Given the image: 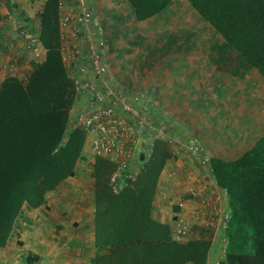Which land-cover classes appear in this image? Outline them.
Here are the masks:
<instances>
[{
  "label": "trees",
  "instance_id": "trees-1",
  "mask_svg": "<svg viewBox=\"0 0 264 264\" xmlns=\"http://www.w3.org/2000/svg\"><path fill=\"white\" fill-rule=\"evenodd\" d=\"M43 1L38 16L45 58L31 60L33 70L27 79L9 76L0 85L2 248L13 237L24 206L46 205L48 193L76 176L77 164L85 158L87 131L79 125L68 127L77 90L63 59L59 0ZM127 1L137 20H148L173 0ZM188 1L218 38L264 78V0ZM186 34L192 37L195 32ZM213 47L224 54V47ZM172 157L171 142L155 137L148 159L119 191L111 184L118 163L100 154L94 161L97 243L116 246L114 252L127 255L130 264H205L208 260L212 229H202L200 237L181 243L171 239L168 224L150 216L160 176ZM210 165L230 210L226 255L219 264H264V134L235 158L211 156ZM171 249L172 261L169 255L163 257ZM40 259L33 251L26 256L28 264Z\"/></svg>",
  "mask_w": 264,
  "mask_h": 264
},
{
  "label": "rangeland",
  "instance_id": "rangeland-1",
  "mask_svg": "<svg viewBox=\"0 0 264 264\" xmlns=\"http://www.w3.org/2000/svg\"><path fill=\"white\" fill-rule=\"evenodd\" d=\"M84 1L94 10L95 18L103 24L104 31L99 38H94L93 41L89 42L93 43V47L88 46L84 33L76 36L65 34L67 41L73 39L76 42L74 58L71 60H69L70 55L67 45L63 47L62 43L63 59L75 85L76 80L81 77L87 81H96V74H99L88 58L93 49L99 51L108 72L114 75L112 71L113 63H107L105 59L109 40L103 21L108 15L110 16L109 19L114 20H116L115 15L123 17L119 23L122 22L127 28V35L125 36L123 32L120 37L121 41L124 42V47L131 45L129 39H132V36L134 37V30L139 29L138 33H140L142 43L140 46L135 47V50L142 53H145L147 48L154 45L156 41L163 43L174 35L177 39L172 40L173 44L180 43L185 39L187 31H192L195 32L192 37L195 40V45L188 48V51H200L207 54L211 50L212 43L219 37L188 0H173L166 10L148 20H141V22L136 19L133 8L127 0ZM42 4H44V1ZM79 5L81 3L74 5L76 12L81 10ZM62 10L60 8V18L63 13ZM24 30L27 31L29 28H21V32L18 30L17 33L10 32L8 34L7 40L9 45L12 44V50L14 51L18 47L23 50L20 54L17 51L18 56L16 58L20 60L23 57L24 61H21L20 68L17 70L2 71L4 75L0 73V85L9 76L27 79L33 70L30 62L34 58L27 51L31 46ZM30 30L34 33L37 31L35 28H30ZM37 34H40V30ZM101 41L103 42L101 43ZM86 46L89 50L86 49ZM12 62L14 61L10 59L6 63L10 67ZM236 67H241L248 74V77L236 74L237 81L234 84L237 90L227 92L222 88L223 90L221 89L219 92H216V90L205 91V102L212 105V107L208 105V107L202 109L203 112L210 114L212 118L211 122L206 125L203 122L200 123L199 120L193 123L190 118L186 121L180 120V117L177 116L178 108L172 109L158 103L154 104L148 90H132L111 86L120 95L118 112L128 120L126 123L128 127L127 140L129 139L131 142L126 147L137 148L146 153L152 148L155 137H163L171 142L175 150L191 151L196 154L191 158L197 161L200 158L208 157L205 154L206 151L227 159L242 154L254 144L257 138L264 134V78L257 69L253 67L250 69L251 67L247 64L245 66L243 62L238 61ZM207 70L209 73L212 72L209 68ZM218 70L223 71L224 69ZM218 70L216 69V71ZM100 87L76 88L77 99L70 111L69 130L79 125V116L91 105L93 96ZM182 110H186V108ZM259 114L262 116V122L258 116ZM205 128L209 132L208 144L204 142L201 136H197L198 134L201 135V130ZM87 139H89L91 148H94V137L89 132H87ZM133 139L137 140L136 144L133 143L135 142ZM200 154L205 156H200ZM136 164L138 162L134 161L130 163L128 168L121 169L120 174L116 176L117 180L124 179L125 174L135 175L140 170L136 167ZM201 167L200 174L205 175L206 187L215 188L214 184H211V170L204 164ZM193 170L199 171V168ZM189 172L190 174L186 177V183L189 185L187 195L196 196L198 194V192H195L196 189H201L199 177L195 179V172H191V169ZM177 184L179 185L180 182ZM93 192V171L90 166L86 165L78 171L77 177L65 180L57 189L49 192L46 205L38 208L25 205L18 219L13 237L6 247H0V264H28L26 256L32 251L41 255V259L38 260L37 264H68V255H72V251L75 249V236L82 227V221L75 218L73 210L68 208L69 203H72L71 206L76 205L78 204L76 202L77 197H80V195L90 196L93 195ZM219 197H221L220 193L212 196L216 199ZM219 203L221 202L219 201ZM225 221L226 217L219 223L221 231L224 228ZM208 227V229H211V227L216 229V226L212 224H208ZM221 235L223 234L218 232L217 236L220 237Z\"/></svg>",
  "mask_w": 264,
  "mask_h": 264
},
{
  "label": "crops",
  "instance_id": "crops-1",
  "mask_svg": "<svg viewBox=\"0 0 264 264\" xmlns=\"http://www.w3.org/2000/svg\"><path fill=\"white\" fill-rule=\"evenodd\" d=\"M42 2L43 0H0V73L2 75L7 70H17L20 68L21 61H24L23 57L20 60L16 58L18 56L17 51L20 54L23 50H20L19 47L14 51L12 50V44H8V34L10 32L17 33L18 30L21 32V28H35L37 30L35 33H37L41 28L38 13L42 10ZM108 14L111 15L110 12ZM114 17L116 20L109 19L110 16L108 15L103 21L109 40L105 59L107 63H113L114 75L108 72L104 76L105 81L98 83V85L107 84L118 88L148 90L154 104L158 103L172 109L178 108L177 116L180 117V120L186 121L190 118L193 123L199 120L200 123L203 122L206 125L211 122L212 118L202 109L208 105L212 107V105L205 102V91L216 90L219 92L223 88L224 91L234 92L237 90L234 84L237 81L236 74L248 77L245 70L236 67L238 61L243 62L245 66L247 63L223 39L217 37L210 46V52L206 54L200 51H188V48L195 45L193 36L190 37L186 34L183 41L174 45L172 40L177 39L174 35L163 43L156 41L154 45L147 48L145 53H142L135 50V47L142 43V38L138 33L139 29L134 30L135 34L132 39L128 38L131 45L124 47V42L121 41L120 37L123 32L125 36L127 35V28L122 22L119 23L123 19L122 16L115 15ZM138 21L141 22V20ZM36 35L40 39L39 34ZM66 41L64 43L67 45L69 60H71L74 58L76 42L73 39ZM213 45L224 47V54L215 52L216 48L214 49ZM27 51L36 60H43L46 56V49L41 39L38 41L39 58L34 57V47L28 48ZM10 59L14 62L9 67L6 62ZM206 66L212 72L209 73L208 68H205ZM216 69L224 70L216 71ZM185 108L186 110H182ZM258 116L262 122L261 114ZM208 133L205 128L201 130V135L198 134L197 136H201L207 143ZM84 150L85 158L79 160L77 164V175L78 171L86 165L90 166L93 171L94 161L98 155L96 150L91 148L89 139H87ZM150 152L151 149L146 153L140 149H134L126 151V155L132 156L131 161L138 162L136 167L140 169L148 159ZM205 154L208 157L200 158L197 161L191 158L196 156L191 151L173 148V157L160 176L158 188L152 200L150 216L154 220L168 224L171 228V239L181 243H187L194 237H200L202 229L209 228L208 224L216 226V229L211 227L214 231L213 244L205 264H218L226 255L225 228L230 210L226 192L217 186L211 170L210 157L215 154L207 151ZM100 155L108 157L105 154ZM200 156L205 155L200 154ZM203 164L211 170V184H214L215 188L206 187L205 175L200 174V168ZM197 167L199 171L193 170ZM190 169L191 172H195V179L199 177L201 184V189L195 191L198 192L196 196L187 195L189 185L186 183V177L190 174ZM77 175L69 177L68 180L77 177ZM111 184L116 191H119L126 184V181L121 178L119 181H112ZM218 193L221 194V197L212 198ZM76 202L78 204L73 206L70 202L68 208L73 210L75 218L82 221V227L75 236L74 243L76 245L72 255H68V264H130V258L127 255L120 256L118 252H114L116 246L104 242L97 243L96 216L98 206L95 191L90 196L80 195ZM117 202H122V200ZM225 217V225L221 231L219 223ZM218 232L223 234L220 236L221 238L217 236ZM172 251L171 249L163 254V257L169 255L172 261L174 257ZM153 255L162 254L155 252ZM184 264L197 263L187 261Z\"/></svg>",
  "mask_w": 264,
  "mask_h": 264
},
{
  "label": "built area",
  "instance_id": "built-area-1",
  "mask_svg": "<svg viewBox=\"0 0 264 264\" xmlns=\"http://www.w3.org/2000/svg\"><path fill=\"white\" fill-rule=\"evenodd\" d=\"M80 3L81 5H79V7L81 10L80 12H76L74 5ZM59 5L60 8L63 9L60 18L63 47L66 45L64 43L66 40L65 34L76 36L83 33L85 34L88 46L90 45L93 47V43L89 42L93 41L94 38H99L104 31L103 24L95 18L94 10L90 8L84 0H59ZM24 31L29 39L30 46L32 48L34 47V57L39 58L38 41H40V39H38L37 33L31 31L30 28ZM102 42L103 41H101V43ZM86 49L89 50L88 47ZM88 58L91 64L96 67L99 75L96 74L95 82L87 81L83 77L78 78L76 80V88L87 89L95 86L101 87L97 89L88 109L79 116V126L93 135V149L96 150L98 154H105L118 163V170L113 174L111 182L118 181L116 176L120 174L121 169L128 168L132 162V156L126 155V151L137 148L126 147L131 140H127L128 127L126 123L128 120L122 117L118 112V100L120 95L116 93L113 87L111 88V86L107 84L98 85V83L105 81L104 75L108 73V68L101 54L98 50L93 49V51L89 53ZM134 140L135 139H133V141ZM136 141L137 140L133 143L136 144ZM138 172L139 171H137L135 175L125 174L122 180L127 182L129 179L133 178V176H136Z\"/></svg>",
  "mask_w": 264,
  "mask_h": 264
}]
</instances>
